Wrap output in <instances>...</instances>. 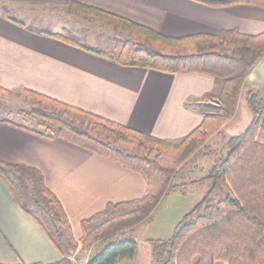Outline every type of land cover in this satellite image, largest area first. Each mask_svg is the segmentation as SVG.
<instances>
[{
    "label": "crops",
    "instance_id": "crops-1",
    "mask_svg": "<svg viewBox=\"0 0 264 264\" xmlns=\"http://www.w3.org/2000/svg\"><path fill=\"white\" fill-rule=\"evenodd\" d=\"M72 2L111 12L172 37L222 31L248 35L264 32V6L255 4L210 6L196 0H0L1 94L8 93L6 89L17 94L32 90L160 139L182 138L200 125L203 115L198 104L212 91L214 77L201 72L170 73L124 66L47 34H62L78 41L85 37L81 27L83 20L89 18L76 17L68 7ZM31 25L39 28L32 29ZM263 87L264 57L249 73L237 111L223 126V135H239L249 126L253 114L245 93L250 88ZM6 119L9 118L0 116V162L25 164L42 172L47 187L60 200L69 218L77 243L68 256L76 264H86L90 258L82 243V222L110 203L143 197L147 192L146 177L62 138L45 139L20 127L33 128L36 123ZM220 136L211 138L209 144ZM166 196L149 218L117 237L136 239L133 264L152 263V240L162 238L149 236L148 222L159 213ZM146 224L145 233L135 235L136 228ZM61 258L42 227L15 203L0 177V262L50 264Z\"/></svg>",
    "mask_w": 264,
    "mask_h": 264
},
{
    "label": "trees",
    "instance_id": "trees-1",
    "mask_svg": "<svg viewBox=\"0 0 264 264\" xmlns=\"http://www.w3.org/2000/svg\"><path fill=\"white\" fill-rule=\"evenodd\" d=\"M196 1L210 6H264V0ZM69 7L125 31L122 46L100 49L74 37L47 34L124 66L170 73L201 72L215 79L212 91L198 104L202 122L179 139H160L44 94L24 91L32 105L18 114L36 121V126L20 127L45 139L62 138L146 177L143 197L110 203L82 222L84 247L109 242L86 264H133L136 239L117 237L149 218L172 188L182 166L198 153L210 152L211 138L223 135L222 128L237 111L249 73L264 57V32L172 37L99 8L78 2ZM260 90L246 91L252 121L242 133L228 139L230 150L207 177L224 195L213 203L202 200L196 204L170 238L152 240V261L156 264H264V93L261 95ZM5 92L11 93L7 89ZM0 177L15 203L42 227L61 253V260L50 264H76L68 256L77 244L69 218L42 172L25 164L0 162Z\"/></svg>",
    "mask_w": 264,
    "mask_h": 264
},
{
    "label": "rangeland",
    "instance_id": "rangeland-1",
    "mask_svg": "<svg viewBox=\"0 0 264 264\" xmlns=\"http://www.w3.org/2000/svg\"><path fill=\"white\" fill-rule=\"evenodd\" d=\"M69 9L71 8L69 7ZM71 10L75 13V16L82 15L73 9ZM86 18H89L91 22H87L89 20H83L84 22L81 27V33L85 37L81 40L79 39V42L90 46L95 45L100 49L115 50L122 46L124 39L127 37V33L125 31L119 30L111 25H107L96 18ZM30 28L38 29L39 26L31 25ZM260 92L262 95L264 90L261 89ZM207 101L210 103L214 102L213 100ZM31 105V101L26 99L24 92L21 94L14 92L5 94L0 93L1 117L21 122L30 121L31 123H36V121L18 114L20 109H28ZM229 138V136L225 135L218 137L217 140L211 142L210 147L208 148L210 152L206 154L198 153L182 166L181 171L173 179L172 185L174 187L172 186L170 193L165 197L164 203L159 208V213L156 214L155 218L150 219L148 222V224H150L149 236H159L162 239L170 238L176 225L184 218L186 213L192 210L196 204L202 200L213 203L224 195L220 186L218 184L214 186V180L207 177L211 174L215 163L220 158L226 156L230 150L228 143ZM148 224H146V226L136 228L135 235L137 234L140 236V234L145 233V227H147ZM114 240L116 239L114 238L111 241ZM108 243L109 242H104L103 244L96 246L94 249L92 247L88 248L86 251L88 258H92L97 255ZM151 264L156 263L152 261Z\"/></svg>",
    "mask_w": 264,
    "mask_h": 264
}]
</instances>
